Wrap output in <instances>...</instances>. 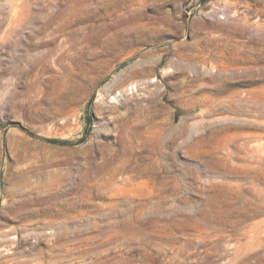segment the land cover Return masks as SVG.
<instances>
[{"label": "rangeland", "instance_id": "374dc122", "mask_svg": "<svg viewBox=\"0 0 264 264\" xmlns=\"http://www.w3.org/2000/svg\"><path fill=\"white\" fill-rule=\"evenodd\" d=\"M0 264H264V0H0Z\"/></svg>", "mask_w": 264, "mask_h": 264}, {"label": "bare ground", "instance_id": "6f19581e", "mask_svg": "<svg viewBox=\"0 0 264 264\" xmlns=\"http://www.w3.org/2000/svg\"><path fill=\"white\" fill-rule=\"evenodd\" d=\"M158 155V154H157ZM155 161V159H154ZM157 163V162H156ZM154 164V163H153ZM152 165V164H151ZM150 165V166H151ZM149 166V167H150ZM148 168V167H147ZM160 165L158 164H154L150 169H143L139 174L142 175L143 177L146 176L150 181H157L160 179L161 176H159V170L160 169ZM139 172V171H138ZM127 223V222H126ZM125 223V225H126ZM131 227H134V223H135V220H131L129 221ZM127 226H129L127 224ZM129 228V227H128ZM136 228V227H135ZM134 229V228H133Z\"/></svg>", "mask_w": 264, "mask_h": 264}]
</instances>
